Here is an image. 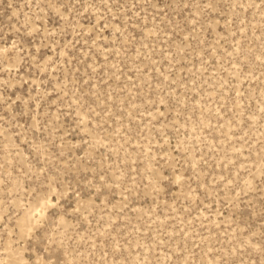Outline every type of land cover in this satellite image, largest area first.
<instances>
[{"label":"rangeland","instance_id":"obj_1","mask_svg":"<svg viewBox=\"0 0 264 264\" xmlns=\"http://www.w3.org/2000/svg\"><path fill=\"white\" fill-rule=\"evenodd\" d=\"M0 264H264V0H0Z\"/></svg>","mask_w":264,"mask_h":264}]
</instances>
